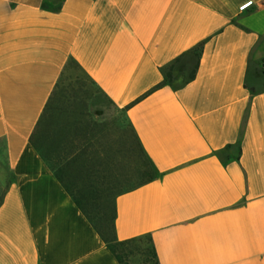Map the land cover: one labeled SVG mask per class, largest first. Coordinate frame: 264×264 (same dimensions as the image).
<instances>
[{"label":"crops","instance_id":"1","mask_svg":"<svg viewBox=\"0 0 264 264\" xmlns=\"http://www.w3.org/2000/svg\"><path fill=\"white\" fill-rule=\"evenodd\" d=\"M70 64L92 138L64 146L125 122L157 172L117 194L115 240L264 264V0H0V264H120L31 142Z\"/></svg>","mask_w":264,"mask_h":264},{"label":"rangeland","instance_id":"2","mask_svg":"<svg viewBox=\"0 0 264 264\" xmlns=\"http://www.w3.org/2000/svg\"><path fill=\"white\" fill-rule=\"evenodd\" d=\"M66 90L91 92L93 87L91 83L81 74L74 65H70L65 73V79L62 85L56 92L55 101L53 102V109L55 111L49 112L47 122L41 128L37 135V140L42 149L50 152L57 150L58 155H66L65 151L71 150L68 154L76 153L78 155V163L75 167L65 174L67 179L72 180L73 185L78 188L94 189L103 197L99 202L102 208V214L105 215L108 221H111L113 216L114 197L120 192L126 191L138 185L143 181V174L149 173L147 171L148 164L144 161L140 150L137 147L135 136L131 128L125 122L114 123V128L108 130V146L88 145L86 147L74 146V141L71 142L70 149L65 147V130L71 128L73 135H79V143L83 141L82 138L91 139V133L84 134L81 130L75 133V129L81 124V120L77 115L85 111L83 106H76L69 112L74 114L69 115L65 103L60 99L62 93ZM61 100V101H60ZM61 108L62 112L57 110ZM84 113V112H83ZM110 128V127H109ZM83 136V137H82ZM104 134V139L107 138ZM82 148L86 149V153L82 154ZM84 149V150H85ZM52 157V155H50ZM91 158L93 160L90 162ZM98 170L100 174H83L86 171ZM79 171V172H78ZM76 173V174H75ZM111 234V229L107 231ZM147 248V244H143ZM128 264H143L142 257L134 255L128 258Z\"/></svg>","mask_w":264,"mask_h":264},{"label":"trees","instance_id":"3","mask_svg":"<svg viewBox=\"0 0 264 264\" xmlns=\"http://www.w3.org/2000/svg\"><path fill=\"white\" fill-rule=\"evenodd\" d=\"M70 65H74L79 70V68L75 64H70ZM169 78H170V74H168L166 80ZM64 79H65V74L62 76V79L60 80L58 89L62 85ZM66 91L69 92L72 90H66ZM71 99L77 102L79 106H83L84 108H86L87 98L85 95L79 96L78 98H72V97L69 98L66 96L64 98H61V100H63L64 103L71 102ZM54 101H55V97L52 99L50 104H48V107L46 108V112L44 113V116L42 117L36 129V132L31 138L32 144L38 151H40L44 159L48 163H50V165L55 171L56 178L65 187L68 193L71 194L77 207L82 211V213L86 216V218L90 221V223L96 229L98 234L107 243L110 251L114 254V256L117 258L120 264H128V258L133 257L134 255L141 256L143 264H159L157 253L153 246L152 238L142 237V238L126 241V242H117L115 240V235H114V220H115L114 203H113V216L111 217V221H108L105 215L102 214L103 211L99 205V202H101L103 199L101 194H98L99 192H97L94 189H84V188L77 189L73 185L72 180L66 178L65 174H69L70 172L68 173V171H71L75 167V165H77V163L79 162L78 155L76 153H73L72 156L69 157L68 155L67 156L62 155V152L60 153V155H58L57 150H54V152L50 150L49 152L41 148L37 140V135L39 131L41 130V128L47 122L49 112L51 113L52 111H55V109H53ZM57 110H59V112L62 111L61 108L60 109L57 108ZM136 143H137V147L140 150L142 157L144 158V161L148 164L147 171H149V173L147 172L143 174V176H145L143 177V181L130 189H133L135 187H138L139 185H143V184H146L152 181L157 175L156 170L154 169L150 161L143 154L142 149L139 143L137 142V140H136ZM84 149L85 148H82L81 155L86 153V149L85 150ZM50 155H52V157ZM130 189H127V190H130ZM116 197L117 195L114 197V200ZM110 229H111V234H108L107 231H109ZM144 243L147 244V248L144 247L143 245Z\"/></svg>","mask_w":264,"mask_h":264},{"label":"built area","instance_id":"4","mask_svg":"<svg viewBox=\"0 0 264 264\" xmlns=\"http://www.w3.org/2000/svg\"><path fill=\"white\" fill-rule=\"evenodd\" d=\"M246 8V6L242 7V9L244 10Z\"/></svg>","mask_w":264,"mask_h":264}]
</instances>
